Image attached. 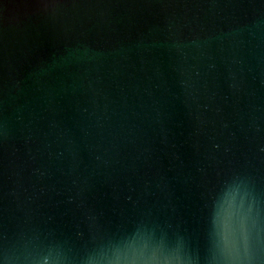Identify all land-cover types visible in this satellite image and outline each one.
<instances>
[{
    "label": "water",
    "instance_id": "water-1",
    "mask_svg": "<svg viewBox=\"0 0 264 264\" xmlns=\"http://www.w3.org/2000/svg\"><path fill=\"white\" fill-rule=\"evenodd\" d=\"M0 264H264V0H0Z\"/></svg>",
    "mask_w": 264,
    "mask_h": 264
}]
</instances>
